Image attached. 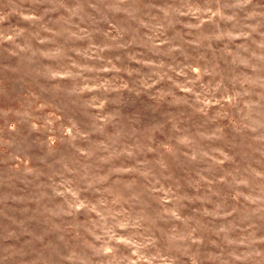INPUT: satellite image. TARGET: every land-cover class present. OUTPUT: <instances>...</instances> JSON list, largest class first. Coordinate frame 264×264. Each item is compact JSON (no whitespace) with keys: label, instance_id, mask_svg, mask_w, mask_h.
<instances>
[{"label":"clouds","instance_id":"1","mask_svg":"<svg viewBox=\"0 0 264 264\" xmlns=\"http://www.w3.org/2000/svg\"><path fill=\"white\" fill-rule=\"evenodd\" d=\"M0 264H264V0H0Z\"/></svg>","mask_w":264,"mask_h":264}]
</instances>
